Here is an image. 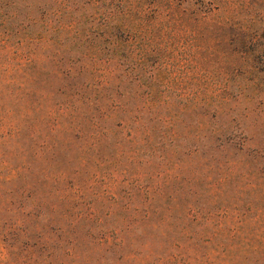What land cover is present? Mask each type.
<instances>
[{
	"label": "rangeland",
	"instance_id": "rangeland-1",
	"mask_svg": "<svg viewBox=\"0 0 264 264\" xmlns=\"http://www.w3.org/2000/svg\"><path fill=\"white\" fill-rule=\"evenodd\" d=\"M97 1L0 0V264H264V0Z\"/></svg>",
	"mask_w": 264,
	"mask_h": 264
},
{
	"label": "trees",
	"instance_id": "trees-1",
	"mask_svg": "<svg viewBox=\"0 0 264 264\" xmlns=\"http://www.w3.org/2000/svg\"><path fill=\"white\" fill-rule=\"evenodd\" d=\"M89 1L93 4H96L98 2L97 0ZM140 2L144 4L146 3L148 10L153 12L156 16H158L159 14H163L165 16L168 15L169 17H172V19L180 21H182L181 16L182 13H184L180 12V8L184 7L183 3L185 5L194 4L200 7L204 5L203 7H206L204 8L205 11L203 12L211 11V3H213L212 8L214 10L223 9L233 11V9L236 7L235 0H208L206 2H204V0H202L201 2L199 0H111L110 5H112V7H115L116 9H119L120 11H123V13L127 15V13L133 10ZM165 9L167 11H170V13H167Z\"/></svg>",
	"mask_w": 264,
	"mask_h": 264
}]
</instances>
